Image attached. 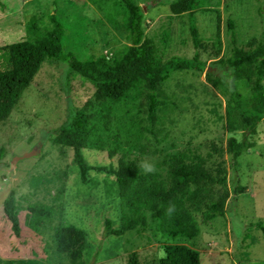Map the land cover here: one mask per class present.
<instances>
[{"label":"rangeland","instance_id":"374dc122","mask_svg":"<svg viewBox=\"0 0 264 264\" xmlns=\"http://www.w3.org/2000/svg\"><path fill=\"white\" fill-rule=\"evenodd\" d=\"M135 1L142 8L144 33L152 41L156 57L164 60L172 55L189 57L193 54L187 15L170 13L171 0ZM203 2L207 4L204 7L219 12L220 55H227L231 47L227 19L233 21L240 45L260 34L264 25V0ZM117 4V0H102L99 6L88 0H0V45L34 38L41 29L51 26L49 14H53L63 25L64 51L72 52L79 59L110 55L127 44L104 14ZM213 14L200 9L195 12L200 37L205 43L199 57L207 62L216 50V45H212ZM32 22L35 28L30 27ZM162 89L169 96V104L160 112L161 124L156 125L153 132L147 130V104L142 87L138 86L133 89L134 97L130 101L114 106L109 128L98 131L97 141H102L104 147L88 143L82 148L83 159L89 165L115 167L121 156L136 158L142 170H156L162 175L166 169L163 160H179L215 178L222 177L221 163L229 190L224 213L201 222V213L208 201L218 198L224 185L188 182L176 196L184 199L198 222L199 231L192 238L181 236L173 241L197 250L200 264H264V232L257 227L264 220V116L258 119L249 136L253 146L236 159L239 184L245 190L233 194L235 175L226 141L230 136L239 140L243 133L240 129L225 130V102L221 92L206 81L204 71L195 69L172 72ZM93 90L94 84L70 72L66 63L45 60L8 117L0 122V147H3L0 264H43L41 239L27 230L25 217L21 218L24 237L17 239L2 211V199L8 188L29 181L52 187L51 194L57 195V202L63 205L64 222L79 230V237L69 248L81 252L83 264H126L132 251L137 253L140 264H154L164 255V240L155 232L150 212L146 213L144 225L121 234H104L106 219L114 230L120 229L124 221V208L116 192L114 176L90 169L89 183L80 182L72 150L52 142L55 130L75 108L84 106L86 113L98 116L100 106L94 100ZM138 128L142 133L138 142L134 144L135 137H132L133 141L127 143L129 131ZM114 144L118 149L109 157L108 149ZM34 148L38 151L33 156L19 159L15 169L10 168L15 156ZM53 187H59V192ZM47 194L34 191L29 205L46 203Z\"/></svg>","mask_w":264,"mask_h":264},{"label":"trees","instance_id":"16d2710c","mask_svg":"<svg viewBox=\"0 0 264 264\" xmlns=\"http://www.w3.org/2000/svg\"><path fill=\"white\" fill-rule=\"evenodd\" d=\"M88 1L99 6L102 0ZM117 2L112 11L104 14L113 29L125 37L127 44L110 55L79 59L72 52L64 51L63 25L53 14H49L51 26L41 29L34 38L0 45V122L8 117L43 61L55 59L66 63L70 72H76L94 84L92 94L100 107L96 118L86 113L84 106L75 108L55 130L52 142L72 150V160L80 182L89 183L90 169L114 176L116 192L124 208V221L120 229L114 230L111 229L110 220L106 219L104 234H121L137 225H144L146 213L150 212L154 219V230L164 240V255L154 264H200L197 250L173 241L181 236L192 238L199 231L197 220L184 199L176 196V192L188 182L195 185L220 182L224 185L223 191L218 198L208 201L201 213V222L222 215L229 190L225 167L221 163V178L193 170L179 160H163L166 169L162 175L156 170H142L136 158L125 156L118 158L115 167L111 164L89 165L83 159L82 148L88 143L98 148L104 147L102 141H97L98 131L109 128L114 106L130 101L134 97L133 89L138 86L142 87L147 104V130L153 132V128L161 124L160 112H164L169 104V96L162 85L171 73L188 69L204 71L206 81L218 89L224 98L225 130H242L241 139L228 137L226 151L235 175L231 192L237 194L244 191L236 173V159L253 146L249 136L254 132L258 119L264 116V25L259 35L250 37L244 45H240L233 21L227 19L231 47L227 55H220L218 10L204 7L207 4L203 0H171L168 5L170 13L187 15L194 52L189 57L172 55L163 60L155 56L152 41L144 33L141 6L135 0ZM198 9L214 13L212 45H216V50L208 62L199 57L205 43L201 40L195 19ZM30 27L35 28V24L30 23ZM140 130L129 131L125 141L131 143L134 139L136 144L142 134ZM117 149L115 144L110 147L108 156H113ZM2 152L3 147H0V156ZM15 189L13 185L8 188L2 199V211L10 222L13 235L18 238L21 228L19 209L13 206ZM25 210L33 215L29 230L33 236L41 239L43 264H83L81 252L69 248L79 237V230L64 222L63 205L53 208L31 205ZM257 227L264 232V220ZM126 264H140L135 251L129 253Z\"/></svg>","mask_w":264,"mask_h":264},{"label":"crops","instance_id":"0c3cea01","mask_svg":"<svg viewBox=\"0 0 264 264\" xmlns=\"http://www.w3.org/2000/svg\"><path fill=\"white\" fill-rule=\"evenodd\" d=\"M53 188H57L56 190L59 189V187H53ZM51 190H52V187H45V185H43L42 183H38V182L29 181L27 183H22V182L17 183V187H16L14 195H13V206L15 208L19 209V222H20V228H21L19 238L22 239V237H24V234L22 232L21 218L25 217L26 227L28 228L27 230H29V225H30V222L33 218V215L31 213H29L27 211H23V210L27 206H30L29 201L31 200V195H32V193H34V191L43 192L44 195H45V191L48 192V194L46 195L47 198L45 200L46 203H40L43 206H45L47 208H53V207L58 206V204H60L57 202L58 201L57 195H52ZM58 192H59V190H58ZM30 235L31 234L29 233L28 236H30ZM8 248L10 250V246H8ZM10 254H8V255H10ZM0 257H2V256H0Z\"/></svg>","mask_w":264,"mask_h":264},{"label":"water","instance_id":"95a60500","mask_svg":"<svg viewBox=\"0 0 264 264\" xmlns=\"http://www.w3.org/2000/svg\"><path fill=\"white\" fill-rule=\"evenodd\" d=\"M38 151V149L34 148L30 151H27V152H24L23 154L21 155H17L15 156L12 161L10 162V168L11 169H15V166H16V162L21 159V158H27V157H30V156H33L36 152Z\"/></svg>","mask_w":264,"mask_h":264}]
</instances>
